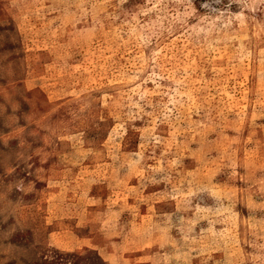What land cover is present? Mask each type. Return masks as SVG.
Returning <instances> with one entry per match:
<instances>
[{"label": "rangeland", "instance_id": "374dc122", "mask_svg": "<svg viewBox=\"0 0 264 264\" xmlns=\"http://www.w3.org/2000/svg\"><path fill=\"white\" fill-rule=\"evenodd\" d=\"M264 264V0H0V264Z\"/></svg>", "mask_w": 264, "mask_h": 264}, {"label": "trees", "instance_id": "16d2710c", "mask_svg": "<svg viewBox=\"0 0 264 264\" xmlns=\"http://www.w3.org/2000/svg\"><path fill=\"white\" fill-rule=\"evenodd\" d=\"M66 257L71 258L70 260H67L70 264H74L76 262V259L78 258V256L75 254L73 255L66 254Z\"/></svg>", "mask_w": 264, "mask_h": 264}]
</instances>
